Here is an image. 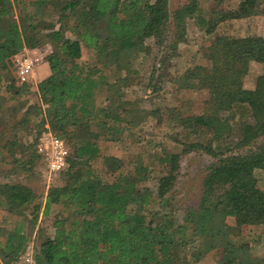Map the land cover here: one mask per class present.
Wrapping results in <instances>:
<instances>
[{
	"label": "trees",
	"instance_id": "obj_1",
	"mask_svg": "<svg viewBox=\"0 0 264 264\" xmlns=\"http://www.w3.org/2000/svg\"><path fill=\"white\" fill-rule=\"evenodd\" d=\"M222 4L183 0L170 10L169 0H0V88L10 93L9 99L26 93L27 86L14 85L7 77L10 58L24 46L50 43L46 73L34 90L37 102L22 101L18 123L26 129L32 121L38 130L46 122L65 140L72 162L69 171L60 173L59 183L47 189L40 211L35 188L26 182L38 174L35 141L19 143L0 131L2 145L23 173L21 180L0 182L5 212L20 219L0 236V262L14 260L31 241L40 211L54 214L52 234L34 253L37 264H264V255L252 254L246 243L234 240L242 226L264 229V190L246 172L264 167V69L250 95L241 99L250 62L264 66V36L221 32L214 46L201 51L208 63L169 77L178 86L207 92L201 111H193L188 101L164 107L166 118L175 123L171 137L178 150L158 153L152 164L134 160L131 175L124 173L120 157L106 152L112 142L143 139L137 132L150 117L125 99L136 71L110 75V65L123 66L132 54L156 48L155 71L162 74L169 54L158 44L175 46L187 20L210 28L264 14V0ZM149 30L157 45L146 41ZM83 48L92 51L87 61L80 60ZM3 103L0 94V119ZM247 120L251 122L241 128ZM190 151L212 161L197 205L183 206L174 197L175 187L180 162ZM95 161L99 170L92 166ZM153 166L161 182L156 194L140 185ZM188 248L192 259H180Z\"/></svg>",
	"mask_w": 264,
	"mask_h": 264
},
{
	"label": "rangeland",
	"instance_id": "obj_2",
	"mask_svg": "<svg viewBox=\"0 0 264 264\" xmlns=\"http://www.w3.org/2000/svg\"><path fill=\"white\" fill-rule=\"evenodd\" d=\"M182 1L183 0H169L170 10L174 9ZM242 1L243 0H223L222 5L225 7H235ZM16 14L17 9H15V16ZM55 19L56 17L54 20ZM249 19L248 21L246 18L235 20L230 26L228 22H221L217 26L210 28H197L193 25L192 20H187L185 29L182 34L179 35V40L175 46L171 42L168 47V42L164 47L158 44V48L161 51H166V53L169 54V60L165 61L163 64L162 74H159L161 70L159 72L155 71L156 48L154 49L155 51L153 50V53L132 54L127 61L123 62V66H117L115 64L110 65L108 70L110 75H117L120 71L124 73L127 69L136 71L132 73L134 83L132 84L131 92L127 94L125 99L128 103L143 107L150 113L148 122L142 125L143 130L137 132V134L143 136V139L136 143L129 142L127 139H125V141L112 142L109 144L108 149H106L107 153H112L122 159V167L125 174H132L134 160L142 159L152 164V159L156 157L158 153L164 150L172 151L179 149L180 146L171 137L176 130L175 123L166 118L163 113L164 107H166V105H175L182 101H188L193 111H201L203 107L202 102L207 97V92L206 90L193 88L189 85L178 86L176 83L170 81L169 77L178 75L185 69H191L195 72L198 65L208 63L207 59L201 55V51H205L207 48L214 46V38L221 32H235L236 30L240 33L250 32L264 36V14L257 12L251 15ZM68 21L71 23L72 18ZM145 35L147 36V42L157 45V40L150 30L146 31ZM171 37L172 36H170V38ZM41 41L45 42L46 40ZM171 41L173 42L172 38ZM91 55L92 51L83 48L80 60L87 61ZM263 69L264 66L262 63L250 62L247 73L242 77L243 91L241 99L243 101L250 95L254 87V81ZM7 77L14 85L18 86L11 68L7 71ZM138 80L140 82L137 83L136 81ZM26 88V93H21L18 98L11 99H9L10 93L5 91V88H0V94H4V103L2 105L4 114L0 119V131L4 129L5 136L9 138L15 136V139H17L19 143L27 144L34 140L35 149L37 151L38 138L43 131L48 130V124L44 122L43 125L45 128H39L37 130L36 124L32 121L28 123L29 125L26 129L18 123L24 109V107H21L22 101L28 103L37 102L36 91L31 88V85ZM250 122L251 120L243 122L241 128ZM92 129L97 130L98 125L93 123ZM137 129H140V126L137 127ZM234 143L235 139L232 138L231 146H233ZM2 144L3 140H0V182L21 180L23 175L21 172L22 169L17 163H14L10 150ZM211 161L212 158L210 156L201 154L197 151H190L184 155L180 162V181L175 187L174 197L177 203L183 206L197 205L201 195L202 179ZM39 162L40 158H38L36 162L33 161V163L37 164V167L39 166ZM92 166L96 167L98 170L101 168L98 161L92 162ZM153 167L154 172L150 173L149 177L142 181L140 185L147 186L153 194H156L160 190L161 182H159L160 175L159 172H157L158 167ZM24 169L26 170L28 167L26 166ZM37 172L39 175L37 174L35 179H26V182L35 188L41 211L43 198L47 189L59 183L60 175L49 179V177L43 178L38 169ZM246 172L254 174L257 178L258 186L264 190V167L253 170L248 169ZM102 176L105 175L102 173ZM4 208V203L1 202L0 199V224L2 225L0 236L4 235L7 227L20 221V219L16 218L14 215H8ZM40 211L36 219V224L30 234L31 241L27 243L32 245L34 251L37 250L39 242L44 239V237L52 234V216L54 212H50V214L45 216L42 215ZM234 240L237 243H246L250 253L258 256L264 255V229L262 225L242 226L240 233ZM183 257L188 260L192 259L189 248L187 251L181 252L180 259H183ZM203 264H208V262L204 261Z\"/></svg>",
	"mask_w": 264,
	"mask_h": 264
},
{
	"label": "built area",
	"instance_id": "obj_3",
	"mask_svg": "<svg viewBox=\"0 0 264 264\" xmlns=\"http://www.w3.org/2000/svg\"><path fill=\"white\" fill-rule=\"evenodd\" d=\"M52 50L50 43L40 42L34 46L23 47L18 53L11 56L12 73L18 85L35 88L43 77V64L45 56ZM37 152L40 162L37 167L43 178L57 177L61 172L69 171L71 168L70 150L65 140L51 130H45L40 134L37 143ZM34 249L27 244L17 257L8 262L0 264H37L34 258Z\"/></svg>",
	"mask_w": 264,
	"mask_h": 264
},
{
	"label": "crops",
	"instance_id": "obj_4",
	"mask_svg": "<svg viewBox=\"0 0 264 264\" xmlns=\"http://www.w3.org/2000/svg\"><path fill=\"white\" fill-rule=\"evenodd\" d=\"M249 18H250V16H249V17H246V20H247V21L250 20ZM241 19H244V18H241ZM238 20H239V19H238ZM43 69H44L43 72H44V74H45V73H46V70H47V67H46V64H45V63L43 64ZM44 74H43V76H44ZM33 90H35V88H33Z\"/></svg>",
	"mask_w": 264,
	"mask_h": 264
}]
</instances>
